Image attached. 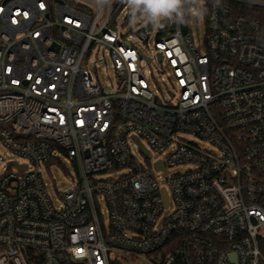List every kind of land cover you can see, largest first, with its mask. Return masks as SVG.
Instances as JSON below:
<instances>
[{
  "label": "built area",
  "instance_id": "obj_1",
  "mask_svg": "<svg viewBox=\"0 0 264 264\" xmlns=\"http://www.w3.org/2000/svg\"><path fill=\"white\" fill-rule=\"evenodd\" d=\"M203 3L197 38L123 0H0V264H264V0Z\"/></svg>",
  "mask_w": 264,
  "mask_h": 264
},
{
  "label": "clouds",
  "instance_id": "obj_2",
  "mask_svg": "<svg viewBox=\"0 0 264 264\" xmlns=\"http://www.w3.org/2000/svg\"><path fill=\"white\" fill-rule=\"evenodd\" d=\"M123 2L129 8L132 23L142 20L151 23L153 27H161L165 19L185 24L188 17L202 18L207 12L203 0H123Z\"/></svg>",
  "mask_w": 264,
  "mask_h": 264
},
{
  "label": "rangeland",
  "instance_id": "obj_3",
  "mask_svg": "<svg viewBox=\"0 0 264 264\" xmlns=\"http://www.w3.org/2000/svg\"><path fill=\"white\" fill-rule=\"evenodd\" d=\"M199 24L198 27L195 25L193 27L194 34L197 38H203L205 33V25L202 21V18L199 17ZM136 44H140L139 40L136 38L134 39ZM197 41H203L204 39H195ZM145 51L147 53H150L149 49L145 48ZM165 65V64H164ZM161 64L158 62H154L152 66H146V71L152 68L155 71V77L157 84L153 80L155 86H159L164 93H166V86L164 84V81H167V74L166 73H158L156 68L160 67ZM99 74L101 77V80L103 81L104 85H106L108 81V71L104 66H99ZM111 74V73H110ZM202 145H207L205 142H202ZM0 150H2L5 153V149L0 144ZM59 158L62 160V162H55L51 164L50 170L46 169L44 167L42 169L44 180L47 183V188L51 196L55 201H57V197L60 194V192H63L70 188L71 184L74 182L72 178V174L74 171L73 165L70 164L66 159L63 153H58ZM188 168L186 165H178L174 167L168 168L167 171H163L161 174L166 177L178 170H185ZM170 210H165L164 215H167Z\"/></svg>",
  "mask_w": 264,
  "mask_h": 264
},
{
  "label": "water",
  "instance_id": "obj_4",
  "mask_svg": "<svg viewBox=\"0 0 264 264\" xmlns=\"http://www.w3.org/2000/svg\"><path fill=\"white\" fill-rule=\"evenodd\" d=\"M165 22H167L168 20L166 19V20H164ZM142 148H143V145H142ZM144 149V148H143ZM145 150V149H144ZM147 153H148V151L147 150H145ZM157 168H160V167H162V168H164L160 163H157ZM166 204H167V198H166Z\"/></svg>",
  "mask_w": 264,
  "mask_h": 264
}]
</instances>
